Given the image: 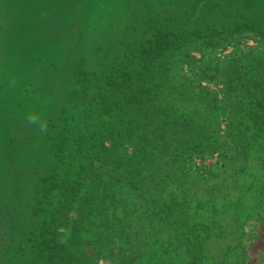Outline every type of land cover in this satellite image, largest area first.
<instances>
[{
    "label": "rangeland",
    "instance_id": "obj_1",
    "mask_svg": "<svg viewBox=\"0 0 264 264\" xmlns=\"http://www.w3.org/2000/svg\"><path fill=\"white\" fill-rule=\"evenodd\" d=\"M124 4L0 0V264H148L156 242L171 259L153 263L187 264L186 241L196 240L188 226L200 232L203 264H264V167L245 164L244 150L227 140L237 105L220 129L209 126L220 138L213 153L162 162L142 195L122 196L115 211L122 221L109 226L116 232L130 223L128 239L78 241L61 229L50 246L37 244L59 198L40 192L41 179H61L66 163L76 164L79 136L99 132L103 120L131 122L142 102L210 118V96L222 98L229 85L222 74L264 61V0H136L130 18ZM110 19L111 37L102 27ZM242 129L249 128L235 125ZM103 246L113 252L98 257Z\"/></svg>",
    "mask_w": 264,
    "mask_h": 264
},
{
    "label": "trees",
    "instance_id": "obj_2",
    "mask_svg": "<svg viewBox=\"0 0 264 264\" xmlns=\"http://www.w3.org/2000/svg\"><path fill=\"white\" fill-rule=\"evenodd\" d=\"M135 1L125 0V18L132 16ZM111 14L110 18L115 16ZM92 21L88 29L94 27ZM107 26L110 35L114 33L111 30V19L108 25L104 24L102 27ZM147 53V51L139 53L141 63L145 65H149L147 63L150 57ZM132 57L131 59L135 60L138 58L135 52ZM132 62L129 59L125 64L132 65ZM243 67V72L236 67L222 74L228 79L229 85L224 89L222 98L217 95L210 96L209 106L214 109L210 118L197 116L198 114L192 110L185 111L182 105H178L176 111L170 113L161 106L142 102L139 105V111H133L134 114H132L135 116L131 122L120 121L118 118L107 123L103 120L100 121L99 132L92 131L88 135L79 136L78 151L73 157L76 164L66 163L61 179L57 176L41 179L43 186H46H42L40 192L48 195L55 190L59 198L53 204L56 210L51 213L49 224L45 226V235H41L42 240L37 244L44 249L50 246L56 241V236L60 235L61 229H64L63 236L66 235L68 238L73 235L78 238V241L89 237L90 234L94 235V239L104 242H108L111 236L114 240L128 239L130 223L116 232L109 226L112 220H114L113 223L122 221L115 214L122 196L125 194L127 196L142 195L146 191L145 179L153 175L158 169L155 167L162 162L166 163L164 166H169L176 159L181 161L200 157L199 153L202 150L203 153H213L220 144V138L216 132L215 135L211 134L209 126L213 123L215 129H220L221 117L225 112L231 113L228 107L238 106V109L234 110L235 117H230L232 132L227 134L228 142L244 150L246 157L243 158V162L245 164L252 160L264 167V94H260L264 88L260 87L261 92L256 89L264 85V61L252 60ZM176 99L179 100V98ZM135 105L138 106V104ZM110 109L115 111L112 106ZM159 109H161V114L158 113ZM258 109L261 113L256 114ZM255 115L257 116L253 119ZM107 124L113 125L110 130H106ZM234 124L249 129L237 132L234 130ZM121 125L122 129L118 128ZM49 184H53L54 187L47 186ZM153 203L156 205L155 201ZM129 205L132 211H136V209L133 210L135 204H132V200ZM173 206L165 204L167 211L173 212ZM131 210L130 213H132ZM57 220H59L58 223ZM171 223L177 224L175 220ZM188 232V237L193 236L197 241H186L189 258L187 264H203L205 246L198 244V239L201 237L200 232H194L193 226L190 228L188 226ZM157 244L158 242L149 247L151 258L148 264H157L151 261L153 258H158L157 256H163L162 261L171 259L170 248ZM119 246H122L121 243ZM120 247L121 250L122 247ZM161 247L165 250L162 251ZM113 249L114 247L111 246L110 248L103 246L97 250V256L112 253ZM41 254L40 252L39 257L43 258Z\"/></svg>",
    "mask_w": 264,
    "mask_h": 264
},
{
    "label": "crops",
    "instance_id": "obj_3",
    "mask_svg": "<svg viewBox=\"0 0 264 264\" xmlns=\"http://www.w3.org/2000/svg\"><path fill=\"white\" fill-rule=\"evenodd\" d=\"M112 30V29H111ZM108 31H110L109 29H108ZM113 32V31H112ZM112 36V33H111V35H110V37ZM67 63H69V61L67 60L66 61ZM82 62V61H81ZM75 65H77V62L75 63ZM76 67V69H77V66H75ZM68 69H69V74H70V72H72V70L70 69V66H68ZM75 70V69H74Z\"/></svg>",
    "mask_w": 264,
    "mask_h": 264
}]
</instances>
